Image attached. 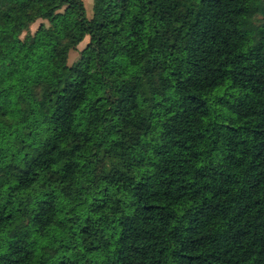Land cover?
Returning a JSON list of instances; mask_svg holds the SVG:
<instances>
[{
  "label": "trees",
  "instance_id": "trees-1",
  "mask_svg": "<svg viewBox=\"0 0 264 264\" xmlns=\"http://www.w3.org/2000/svg\"><path fill=\"white\" fill-rule=\"evenodd\" d=\"M92 10L0 0V264H264V0Z\"/></svg>",
  "mask_w": 264,
  "mask_h": 264
},
{
  "label": "rangeland",
  "instance_id": "rangeland-1",
  "mask_svg": "<svg viewBox=\"0 0 264 264\" xmlns=\"http://www.w3.org/2000/svg\"><path fill=\"white\" fill-rule=\"evenodd\" d=\"M84 6H85V11H86V15L88 17H90L92 15V0H83ZM39 21L35 22L33 25L30 26V30L33 32L37 25H38ZM87 41V38L84 39L78 46L76 49L70 50L69 52V56H68V63H71L77 56L78 53L80 51L81 48L84 47L85 43Z\"/></svg>",
  "mask_w": 264,
  "mask_h": 264
},
{
  "label": "crops",
  "instance_id": "crops-1",
  "mask_svg": "<svg viewBox=\"0 0 264 264\" xmlns=\"http://www.w3.org/2000/svg\"><path fill=\"white\" fill-rule=\"evenodd\" d=\"M92 3H93V0H92Z\"/></svg>",
  "mask_w": 264,
  "mask_h": 264
}]
</instances>
